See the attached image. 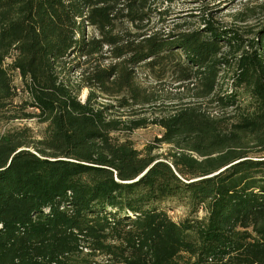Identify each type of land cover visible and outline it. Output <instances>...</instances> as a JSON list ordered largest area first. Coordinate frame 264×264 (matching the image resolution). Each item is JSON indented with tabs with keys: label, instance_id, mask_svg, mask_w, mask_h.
<instances>
[{
	"label": "trees",
	"instance_id": "16d2710c",
	"mask_svg": "<svg viewBox=\"0 0 264 264\" xmlns=\"http://www.w3.org/2000/svg\"><path fill=\"white\" fill-rule=\"evenodd\" d=\"M184 1L0 0V117L17 73L36 111L21 120L46 127L0 136V264H264V32L249 41L209 8L154 28ZM73 57L89 64L78 88L61 79ZM142 74L232 109L227 123L195 105L156 122L160 142L197 158L143 155L118 135L148 124L125 129L98 99L152 104ZM170 202L190 216L175 221Z\"/></svg>",
	"mask_w": 264,
	"mask_h": 264
},
{
	"label": "rangeland",
	"instance_id": "374dc122",
	"mask_svg": "<svg viewBox=\"0 0 264 264\" xmlns=\"http://www.w3.org/2000/svg\"><path fill=\"white\" fill-rule=\"evenodd\" d=\"M200 8H209L213 13V18L219 24L237 30L241 36L249 41L264 32V0H187L172 5L169 8L170 16L162 22L155 21L154 28L156 30L169 31L176 25L194 23L197 20H193L192 18L184 20V17H191L192 14L199 13ZM130 30L131 32L134 31L132 28ZM86 35L88 38H91L97 34L92 28H87ZM104 52H107V48ZM85 61L86 59L84 58H71L66 69L64 68L65 70L61 72V79L70 83L73 88L80 87L82 84V71L89 67V64L83 66ZM77 63H81L83 70L77 71L72 68L71 65ZM90 63H93V61ZM93 64H101L105 67L111 64V60L95 61ZM17 77V73L13 74L14 86L18 96L10 108V112L0 117V136L29 129L35 140H41L44 136L45 125L40 124L37 120H21L24 115L33 114L36 111L33 109H23L25 102L29 101V96L25 93L22 83ZM138 79H140V86L146 89L149 95H152V104L121 109L115 98L108 99L105 96H100L98 102L113 107L109 112L110 115L114 119L128 123L129 126H125V129L132 127L129 122L138 123L141 120L146 121L148 125L143 129L124 131L118 134L123 139H130L135 149L143 155L151 154L152 157L167 159L171 154L183 152L197 158L193 153L186 149L178 148L175 144L160 142L164 139V130L156 125V122L161 118L169 116L178 108L195 105L212 118L225 117L223 120L225 123L228 122L230 116L233 114L232 109L223 110V107L212 104L210 100L196 99L197 92H192L187 88H177V85L171 84L168 81L157 82L147 74L140 75ZM89 92L87 88L82 89L79 98L82 103L86 102ZM240 101L242 104H247L248 98L242 95ZM16 117L19 119H16ZM165 209L169 212L170 217L177 222L183 221L190 216L187 207L173 202L166 204Z\"/></svg>",
	"mask_w": 264,
	"mask_h": 264
},
{
	"label": "built area",
	"instance_id": "2783aa9c",
	"mask_svg": "<svg viewBox=\"0 0 264 264\" xmlns=\"http://www.w3.org/2000/svg\"><path fill=\"white\" fill-rule=\"evenodd\" d=\"M17 78H18V80L21 82L22 81V79H21V77H20V75L19 74H17ZM22 83V82H21ZM18 91V90H17Z\"/></svg>",
	"mask_w": 264,
	"mask_h": 264
}]
</instances>
